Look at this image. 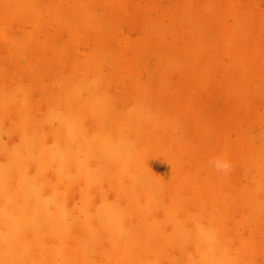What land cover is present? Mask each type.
<instances>
[{
    "label": "rangeland",
    "instance_id": "1",
    "mask_svg": "<svg viewBox=\"0 0 264 264\" xmlns=\"http://www.w3.org/2000/svg\"><path fill=\"white\" fill-rule=\"evenodd\" d=\"M0 192V264H264V0H0Z\"/></svg>",
    "mask_w": 264,
    "mask_h": 264
},
{
    "label": "bare ground",
    "instance_id": "2",
    "mask_svg": "<svg viewBox=\"0 0 264 264\" xmlns=\"http://www.w3.org/2000/svg\"><path fill=\"white\" fill-rule=\"evenodd\" d=\"M29 36H27V37H24V38H28ZM23 38V39H24ZM32 40V36H30L28 39H25V42L26 43H28L29 41H31ZM24 42V43H25ZM22 43V42H21ZM23 43V44H24ZM134 97H136V96H134ZM77 103H75L74 105H70V103H67V102H63L64 103V105H63V116H61V118H63V117H65L66 116V114L68 115L69 113V108L70 109H72L73 110V113L74 112H76V114L74 115V119L76 120V122L77 123H79V121H80V115H79V113H80V111H82V109H83V106H87L88 105V107H89V105L90 104H85V103H83L82 101H76ZM100 105V104H99ZM99 105H97L96 107H94V109H92V108H88L86 111H88V112H86V114L88 115L89 113L90 114H92V115H94V116H99V114H100V112L101 111H99V109L100 108H98V106ZM104 107V106H103ZM102 107V108H103ZM97 108H98V110H97ZM59 113V112H58ZM126 119H129V121H133V119H132V115L130 114V116H128ZM98 128V127H97ZM96 128V129H97ZM71 135V136H70ZM72 137H73V131H71V133L70 132H65L63 135H62V138L67 142V143H69L68 144V146H70V144H71V140H70V138L72 139ZM102 137V135H99V138H101ZM142 158V161H144V158L143 157H140V159ZM1 193V192H0ZM3 194V193H2ZM3 196V195H2ZM1 197V196H0ZM1 199V198H0ZM6 202L4 201V202H2V204H0V207H2L1 205H3V204H5ZM9 204V203H8ZM8 205H5V207H7ZM11 206V205H10ZM56 206V205H55ZM58 208H60V207H58ZM2 209V208H1ZM8 209V207L6 208V210ZM0 211H2V210H0ZM59 214H60V209L59 210H57V208H56V210L54 211V212H52V222L58 217L59 218ZM123 215L124 214H118V215H116V217L115 216H110L109 217V219H108V222H111L112 223V225H113V231L115 232V233H123L124 231H125V229L123 228L124 226H123V220H124V217H123ZM128 217V216H127ZM57 218V219H58ZM129 218V217H128ZM128 218H126V219H128ZM123 219V220H122ZM59 220V219H58ZM126 221V220H125ZM134 221V220H133ZM53 223H55V222H53ZM199 223V222H198ZM126 224V223H125ZM112 232V231H111ZM110 231H107V233H111ZM210 232V231H209ZM216 232V231H215ZM87 233H88V236H89V241H91L92 240V238H93V236L95 237L96 235L93 233V231L89 228L88 230H87ZM200 232H198V234H199ZM205 233V232H204ZM204 233H203V236H204ZM208 233V232H207ZM212 233V232H211ZM111 235V234H110ZM205 235H206V233H205ZM209 239V238H208ZM221 239H222V237H221ZM213 240V239H212ZM88 240H87V242H89ZM80 242V241H79ZM92 243V242H91ZM80 244V243H79ZM127 245V244H126ZM125 245V246H126ZM125 246H122V247H120L118 250L121 252L123 249H124V247ZM204 246V245H203ZM80 247V250L81 249H84V251L85 252H89V251H91V248L90 247H85V245L82 247V246H79ZM202 247V246H201ZM126 248V247H125ZM128 248H130V247H128ZM59 250V249H58ZM125 251V250H124ZM124 251H122L123 253H124ZM224 251H225V249H224ZM105 254H107V253H104V255ZM219 254V253H218ZM117 255V254H116ZM116 255H114V256H116ZM225 255H226V252H224L223 254H222V258H223V263L222 264H229V262H228V260H227V257H225ZM229 256V255H228ZM119 257V256H118ZM114 259H116V258H114ZM102 260V259H101ZM104 260H102V262H103ZM101 262V263H102ZM106 262V261H105ZM111 262H112V260H111ZM220 264V263H219ZM233 264H235V262L233 263Z\"/></svg>",
    "mask_w": 264,
    "mask_h": 264
},
{
    "label": "clouds",
    "instance_id": "3",
    "mask_svg": "<svg viewBox=\"0 0 264 264\" xmlns=\"http://www.w3.org/2000/svg\"><path fill=\"white\" fill-rule=\"evenodd\" d=\"M214 167L219 171H228L230 168L229 163L226 160H222L220 158H217L212 161Z\"/></svg>",
    "mask_w": 264,
    "mask_h": 264
}]
</instances>
